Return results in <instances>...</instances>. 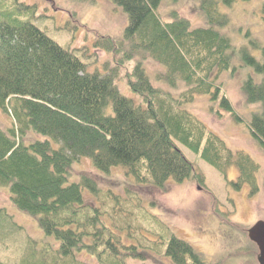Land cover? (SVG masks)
Segmentation results:
<instances>
[{
	"label": "trees",
	"instance_id": "trees-1",
	"mask_svg": "<svg viewBox=\"0 0 264 264\" xmlns=\"http://www.w3.org/2000/svg\"><path fill=\"white\" fill-rule=\"evenodd\" d=\"M112 1L126 12L127 24L118 37L100 33L93 40V48L112 57L102 72L87 71L77 49L61 46L36 24L0 21V109L11 120L7 130L0 128V187L7 188L16 208L54 236L60 253L80 264L89 262L76 254L94 256L110 241L119 244L116 237L103 238L99 208L82 193L83 187L97 193L94 175L82 171L78 181H69L73 164L83 158L97 171L121 167L136 182L149 180L161 190L169 179L192 177L203 184V173L181 145L221 174L235 166L239 173L231 183L236 189L244 183L252 191L258 188L252 158L241 150L233 153L184 108L196 95H207L235 121L242 120L218 82L230 68L232 47L219 30L229 21L219 2L231 7L236 0H199L208 26L195 28L175 13L163 21L157 14L161 0ZM261 9L264 15V3ZM250 43L260 48L262 60L246 45L239 51L261 78L249 75L241 88L247 102L261 105L252 112L249 128L264 149V44L253 38ZM149 59L161 66L156 80L171 88L182 83L185 89L175 97L154 86L144 66ZM121 77L138 101L119 92L113 81ZM125 248L126 256L144 255L130 251L135 246ZM165 254L172 264H217L173 235Z\"/></svg>",
	"mask_w": 264,
	"mask_h": 264
},
{
	"label": "rangeland",
	"instance_id": "rangeland-1",
	"mask_svg": "<svg viewBox=\"0 0 264 264\" xmlns=\"http://www.w3.org/2000/svg\"><path fill=\"white\" fill-rule=\"evenodd\" d=\"M263 3L264 0H236L226 7L220 1L218 7L229 19L219 30L232 45L230 68L219 74L218 82L242 120L235 121L207 95H196L184 105L203 122L206 131L223 139L233 153L241 150L252 158L258 166L254 172L257 190L252 191L248 183L236 189L231 183L239 173L235 166L221 174L198 153L181 145L186 158L203 173V184L192 177L179 182L169 179L166 189L161 190L149 180L136 182L121 167L108 173L97 171L83 158L73 164L69 181H78L82 171L94 175L99 190L93 193L83 187L82 193L99 208V226L105 227L103 238L116 237L119 244L110 241L109 245L100 246L94 256L76 254L78 260L88 264H111L115 260L118 264H172L165 249L173 235L189 242L207 261L259 264L257 246L248 238L247 229L258 220L264 221V149L249 128L252 112L261 105L247 102L241 86L247 76L260 80L261 75L244 64L239 50L246 45L262 60L260 48L254 47L250 39L264 44ZM199 6V0H161L157 14L169 21L171 13H175L187 19L191 28L208 26ZM14 20L36 24L61 46L77 49L87 71L102 72L104 63L112 57L93 48L92 42L100 33L121 35L127 14L112 0H0V21ZM133 63L126 66L130 69ZM144 66L154 86L175 97L185 89L182 83L171 88L156 80L155 74L161 70L158 63L149 59ZM113 83L122 95L138 101L124 78H115ZM10 125L8 114L0 109V128L7 130ZM0 208V264H80L59 252L54 236L46 235L34 216L16 208L4 187H0ZM129 245L135 246L130 251L144 255L126 256L125 246Z\"/></svg>",
	"mask_w": 264,
	"mask_h": 264
},
{
	"label": "water",
	"instance_id": "water-1",
	"mask_svg": "<svg viewBox=\"0 0 264 264\" xmlns=\"http://www.w3.org/2000/svg\"><path fill=\"white\" fill-rule=\"evenodd\" d=\"M247 236L257 246L259 264H264V221L258 220L249 227L247 229Z\"/></svg>",
	"mask_w": 264,
	"mask_h": 264
}]
</instances>
